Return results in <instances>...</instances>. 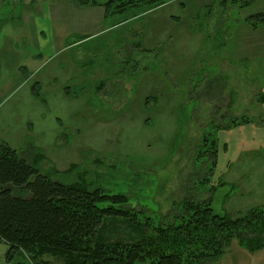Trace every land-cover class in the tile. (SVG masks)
Listing matches in <instances>:
<instances>
[{"label":"rangeland","instance_id":"rangeland-1","mask_svg":"<svg viewBox=\"0 0 264 264\" xmlns=\"http://www.w3.org/2000/svg\"><path fill=\"white\" fill-rule=\"evenodd\" d=\"M263 13L264 0H0V22L33 29L16 26L17 43L42 27L55 49L18 69L27 82L0 108V142L41 153L35 166L61 182L126 194L147 236L185 226L188 205L264 206V24L250 19ZM9 247L0 264H63ZM217 264H264V247L233 240Z\"/></svg>","mask_w":264,"mask_h":264},{"label":"trees","instance_id":"trees-1","mask_svg":"<svg viewBox=\"0 0 264 264\" xmlns=\"http://www.w3.org/2000/svg\"><path fill=\"white\" fill-rule=\"evenodd\" d=\"M250 19L257 27L264 13ZM28 157L0 142V242L10 246L9 259L20 250L33 259L62 258L63 264H217L233 240L249 253L264 247L262 205L237 217L218 214L205 202L188 205L185 226L166 222L147 236L138 210L125 206L126 194L89 190L82 179L61 182L35 166L41 153Z\"/></svg>","mask_w":264,"mask_h":264},{"label":"crops","instance_id":"crops-1","mask_svg":"<svg viewBox=\"0 0 264 264\" xmlns=\"http://www.w3.org/2000/svg\"><path fill=\"white\" fill-rule=\"evenodd\" d=\"M33 15L32 17L27 18H29V21L34 22L35 25L39 24L38 26L40 27L42 24V19L40 18V16H36V18ZM16 17H18L20 20L19 16ZM26 21L27 19L25 20L24 17L23 20L18 21L16 24L13 23L14 25L11 24L12 22H6L5 20L0 22V108L6 105L8 101L12 99L16 100L19 96L17 95L19 94V91H21L25 87L24 85L27 81H25V79L21 76V73L18 72V69H20V67H25L27 69V72L31 75V65H33L34 62L38 61L37 58L43 59L44 52H47V54L49 55H54V42L51 37H49V40L48 36H45L46 30L42 27H40L41 30L39 29V36H36V38H33L32 40L33 46H30L32 39L29 38L30 36H25V38H29L27 42L22 44L17 43L18 41L14 39L12 32L16 29V26L19 27L18 25H20V27L22 28H25L26 30L27 28L31 29V27L26 26ZM49 21L50 17L48 18L47 22ZM48 26L50 31L51 26L49 25V23ZM36 27H34V29ZM31 31H33V29H31ZM22 38H24V36ZM45 41H47V45L44 44ZM32 50H34L36 54H40L39 57L36 58V55L35 57L31 56ZM29 63L30 67L28 68Z\"/></svg>","mask_w":264,"mask_h":264}]
</instances>
